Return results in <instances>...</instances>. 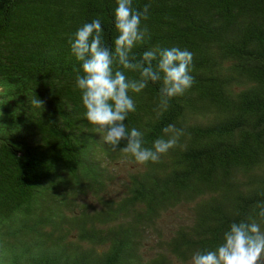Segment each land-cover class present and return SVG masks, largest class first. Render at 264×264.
Wrapping results in <instances>:
<instances>
[{
	"label": "trees",
	"instance_id": "trees-1",
	"mask_svg": "<svg viewBox=\"0 0 264 264\" xmlns=\"http://www.w3.org/2000/svg\"><path fill=\"white\" fill-rule=\"evenodd\" d=\"M146 5L150 38L132 55L187 49L194 83L163 114L159 83L130 92L136 111L125 123L145 133L147 147L168 125L182 130L175 147L141 164L92 131L74 90L69 38L99 17L111 46L115 0H0V264H188L233 221L256 219L264 0L132 7Z\"/></svg>",
	"mask_w": 264,
	"mask_h": 264
},
{
	"label": "clouds",
	"instance_id": "clouds-1",
	"mask_svg": "<svg viewBox=\"0 0 264 264\" xmlns=\"http://www.w3.org/2000/svg\"><path fill=\"white\" fill-rule=\"evenodd\" d=\"M115 3L116 35L111 46L105 43L99 17L84 23L69 38L70 53L79 63L74 90L80 93L84 119L104 143L130 154L138 163L156 162L177 145L182 130L168 125L162 130L165 135L147 147L145 133L125 123L129 113L136 111L130 92L141 93L149 84L159 83L158 114H163L169 101L194 83L193 53L177 46H156L136 59L132 50L150 38L147 26L142 25L148 18V5L140 11L132 7L133 0ZM126 71L137 77L130 79ZM32 104L42 107L43 101L35 97ZM253 213L256 219L233 221L214 249L193 252L188 264H264V201L257 202Z\"/></svg>",
	"mask_w": 264,
	"mask_h": 264
},
{
	"label": "rangeland",
	"instance_id": "rangeland-1",
	"mask_svg": "<svg viewBox=\"0 0 264 264\" xmlns=\"http://www.w3.org/2000/svg\"><path fill=\"white\" fill-rule=\"evenodd\" d=\"M151 247H153V246H151V245L149 246V245H148V247H147V248H151ZM145 250L149 251L148 249H145ZM149 252H150V251H149Z\"/></svg>",
	"mask_w": 264,
	"mask_h": 264
}]
</instances>
